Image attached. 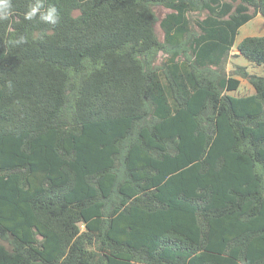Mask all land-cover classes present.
Instances as JSON below:
<instances>
[{
  "label": "trees",
  "instance_id": "trees-1",
  "mask_svg": "<svg viewBox=\"0 0 264 264\" xmlns=\"http://www.w3.org/2000/svg\"><path fill=\"white\" fill-rule=\"evenodd\" d=\"M29 2L0 21V264H264V74L223 67H264L237 42L264 0Z\"/></svg>",
  "mask_w": 264,
  "mask_h": 264
},
{
  "label": "rangeland",
  "instance_id": "rangeland-1",
  "mask_svg": "<svg viewBox=\"0 0 264 264\" xmlns=\"http://www.w3.org/2000/svg\"><path fill=\"white\" fill-rule=\"evenodd\" d=\"M155 9H156V12L160 18L165 16V14L169 11V9H167L163 6H157ZM194 16L195 17L199 16L201 18L204 16V14L203 15L201 14V16L195 14ZM252 23L254 24V21H252ZM255 24H256L255 28L257 30L256 32L263 34L264 33V21H256ZM157 30H158L161 38H163V30L160 28L159 24L157 25ZM243 32H244V30L243 31L240 30V34L238 35L237 42H239L241 39H243V36H246V34L243 35ZM238 52L239 51L236 48H234L232 50L231 54L227 57L226 61L224 62L223 67L228 73H230L233 69H235V67L237 65L247 66L248 70L252 73H263V71H262L263 67L251 64L244 57L239 56ZM238 77L241 79V86H240L238 91H234L232 93L235 95L250 94L254 87L248 82L247 79L242 78L241 76H238Z\"/></svg>",
  "mask_w": 264,
  "mask_h": 264
},
{
  "label": "clouds",
  "instance_id": "clouds-1",
  "mask_svg": "<svg viewBox=\"0 0 264 264\" xmlns=\"http://www.w3.org/2000/svg\"><path fill=\"white\" fill-rule=\"evenodd\" d=\"M39 14V19L45 23L56 24L58 22L57 9L54 6H49L45 10L44 0H35L32 2L30 0L28 9L24 13L26 20H33L37 18ZM13 15V0H0V21L9 20ZM17 43L25 42V37L21 36L16 41Z\"/></svg>",
  "mask_w": 264,
  "mask_h": 264
},
{
  "label": "crops",
  "instance_id": "crops-1",
  "mask_svg": "<svg viewBox=\"0 0 264 264\" xmlns=\"http://www.w3.org/2000/svg\"><path fill=\"white\" fill-rule=\"evenodd\" d=\"M252 21H254V24L252 23ZM256 21H264V17L261 14H258L253 20H251L250 22H248L247 24H245L244 26L241 27V31L244 30L243 35L246 34V36H251V35H263L262 33L256 32ZM252 24V25H251ZM246 36H243L246 37ZM263 67V66H262ZM263 73H259V74H264V67L262 69ZM255 93V89L253 88L251 93Z\"/></svg>",
  "mask_w": 264,
  "mask_h": 264
}]
</instances>
